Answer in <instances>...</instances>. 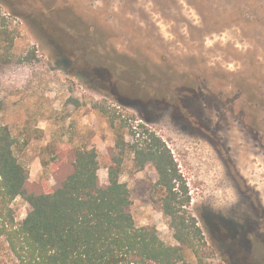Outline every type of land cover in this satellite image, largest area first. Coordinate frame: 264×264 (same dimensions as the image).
<instances>
[{
	"label": "rangeland",
	"instance_id": "1",
	"mask_svg": "<svg viewBox=\"0 0 264 264\" xmlns=\"http://www.w3.org/2000/svg\"><path fill=\"white\" fill-rule=\"evenodd\" d=\"M203 17L188 0H0V119L31 181L47 192L58 185L65 151L96 148L107 184L120 123L130 143L132 128L153 131L175 158L186 210L202 230L178 264H264V57L256 56L259 69L248 65L253 29L223 25L225 18L206 35ZM144 60L143 90L135 72ZM255 73L262 94L251 98L236 76ZM122 156L137 225L180 246L152 200L154 165L138 168L130 147ZM15 205L20 219L31 209L22 198Z\"/></svg>",
	"mask_w": 264,
	"mask_h": 264
},
{
	"label": "trees",
	"instance_id": "2",
	"mask_svg": "<svg viewBox=\"0 0 264 264\" xmlns=\"http://www.w3.org/2000/svg\"><path fill=\"white\" fill-rule=\"evenodd\" d=\"M188 2L204 16L201 27L206 35L220 32L225 27L221 26L225 18L231 21L223 25L237 22L244 30L253 29L258 33L254 36L258 39L256 50L249 49L252 60L248 65L260 68L256 56L260 53L264 57L263 2L246 0L251 3L245 8L219 7L220 0ZM85 42L87 50L92 46L91 37ZM144 62L135 72L143 90V78L149 72L145 67L149 61ZM236 79L241 93L251 98L262 94L258 83L260 74L251 77L241 74ZM3 108L0 100V113ZM110 121L114 126L115 118L111 117ZM127 127L123 120L115 146L108 149L111 163L106 165L107 184L101 183L98 174L97 149L75 147L63 153L66 162L55 172L58 185L47 192L42 185L31 181L29 169L15 154V137L0 119V264H178L185 261L183 249L191 247L194 236L202 235V230L186 210L190 197L175 158L153 131L132 128L134 142H128L123 132ZM127 147L134 153L138 168L148 163L154 165L159 194H152V200L171 218L180 246L168 245L155 226L137 225L131 212L130 189L120 180L122 152ZM19 198L31 206L22 219L15 205Z\"/></svg>",
	"mask_w": 264,
	"mask_h": 264
},
{
	"label": "flooded vegetation",
	"instance_id": "3",
	"mask_svg": "<svg viewBox=\"0 0 264 264\" xmlns=\"http://www.w3.org/2000/svg\"><path fill=\"white\" fill-rule=\"evenodd\" d=\"M247 236H248V234H247Z\"/></svg>",
	"mask_w": 264,
	"mask_h": 264
}]
</instances>
